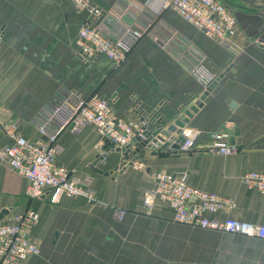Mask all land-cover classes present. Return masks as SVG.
<instances>
[{"label":"crops","instance_id":"crops-1","mask_svg":"<svg viewBox=\"0 0 264 264\" xmlns=\"http://www.w3.org/2000/svg\"><path fill=\"white\" fill-rule=\"evenodd\" d=\"M132 1L146 4L133 7L131 28L141 30L142 37L116 65L104 56L83 60L78 55L79 31L94 19L71 0H0V121L17 124L28 140L40 139L34 123L38 113L66 92L98 93L119 117L167 128L222 75L187 125L199 132L191 153L144 147L132 156L131 167H119L121 152L108 153L94 167L100 140L96 127L65 131L57 161L74 175L93 177V201L28 198V179L0 165V213L32 208L40 216L31 232L39 254L21 264H264L262 238L182 223L159 200L150 210L143 204L151 173L183 171L190 185L236 202L219 219L264 225V194L242 182L248 172H264V9L237 11L239 4L264 0H230L237 37L229 44L207 37L173 10L151 11L150 0ZM92 2L115 16L124 0ZM104 25L124 32L120 24ZM189 45L201 56L206 82L188 65ZM223 131L231 138L238 132L234 144L229 139L236 151L209 152L212 135ZM11 143L0 131V146ZM120 210L125 211L122 219L117 218Z\"/></svg>","mask_w":264,"mask_h":264},{"label":"built area","instance_id":"built-area-1","mask_svg":"<svg viewBox=\"0 0 264 264\" xmlns=\"http://www.w3.org/2000/svg\"><path fill=\"white\" fill-rule=\"evenodd\" d=\"M79 10L89 12L94 21L82 26L78 34V55L83 60L104 56L116 65L122 63L134 44L142 37V31H110L104 24H117L115 16L105 13L92 0H71ZM156 11L173 10L186 22L209 38L230 43L236 36L237 20L228 0H150ZM114 19V20H113ZM187 58L193 74L206 82V72L199 52L191 47ZM206 84V83H205ZM127 121L119 117L109 101L98 93L81 96L77 92H66L49 100L34 119L40 135L36 141L28 140L17 124L4 125L0 131L8 135L12 143L0 146V161L5 162L18 174L28 179L27 196L32 199L47 197L57 202L64 197L84 196L94 200L89 180H81L57 161L58 140L65 131L78 134L84 127L93 124L100 136L97 144L99 156L107 149L131 146V142L142 136L147 123ZM183 140L171 153L188 154L197 149L198 132L184 128ZM232 134L226 131L214 133L209 152L228 155L236 151L230 144ZM123 155V154H122ZM106 157L102 159V162ZM101 162V161H100ZM125 167V164L120 166ZM145 170L144 164L139 166ZM152 182L144 194V206L151 209L154 200L167 203L174 211L176 220L201 228L234 233L264 239V225H255L231 217L219 219L218 214L234 209L236 202L216 193L203 191L189 184L183 171L162 174L151 173ZM243 184L264 194V172H248L242 177ZM125 211L117 212L122 219ZM39 214L32 208L25 212L8 211L0 216V264H21L31 256L39 254V246L32 240L31 232L39 221Z\"/></svg>","mask_w":264,"mask_h":264},{"label":"water","instance_id":"water-1","mask_svg":"<svg viewBox=\"0 0 264 264\" xmlns=\"http://www.w3.org/2000/svg\"><path fill=\"white\" fill-rule=\"evenodd\" d=\"M229 70H227L228 72ZM222 77V75L215 80V82L207 89L205 94L199 98L193 106L190 107V109L185 110L183 114H181L177 120L168 126L167 128H151V126L146 125L144 128V132L142 136L136 137L132 142L131 146L129 147H123V148H115V149H107V153L104 156L97 157V160L94 162L93 166L97 167L99 165L100 161L104 157H107V154L110 152H121L123 154V164L125 166L129 167L133 164L131 161V158L135 153L141 152V149L151 148L155 150L156 152L160 153L162 151H168L167 149L170 147L173 150H176L179 148V144L183 140V137L181 135L182 131L186 126L190 123L191 119L194 118L195 114L199 111L201 107H203L204 99L209 94L210 90L217 84L219 79ZM238 134V132H235V135L231 138V143H235V136ZM133 147H137L136 150H133ZM170 151V150H169ZM171 153V152H168ZM120 167V166H119ZM116 168V170L119 169ZM122 169V168H121ZM99 171H103L102 169H99ZM113 171L106 173V175L112 174ZM7 211H2L0 213V216H2Z\"/></svg>","mask_w":264,"mask_h":264},{"label":"rangeland","instance_id":"rangeland-1","mask_svg":"<svg viewBox=\"0 0 264 264\" xmlns=\"http://www.w3.org/2000/svg\"><path fill=\"white\" fill-rule=\"evenodd\" d=\"M228 1H230V0H228ZM232 2V1H231ZM233 3V2H232ZM239 4V3H238ZM123 6V7H122ZM136 6H146V4H142V3H137L136 1H132V0H124V2H123V4L121 5V9L119 8L118 9V12L115 14V17L116 18H118L117 19V23H119L122 27V29L124 30V31H127V30H129V29H133V28H131V27H133L132 26V24H133V20H135L134 19V17H133V7L134 8H136ZM239 6H240V8L237 10V8H236V10L239 12V10H243L244 9V7H246L245 9H251V10H253V11H255V12H258V11H261V10H263L264 9V4H249V3H244V4H239ZM118 7V6H117ZM235 7H237V5H235L234 6V8ZM150 8V7H149ZM150 10L151 11H154L155 9L153 8V7H151L150 8ZM236 18V17H235ZM114 20V19H113ZM236 20H237V18H236ZM150 25V27L151 28H153V26L151 25V24H149ZM188 26L189 27H192L190 24H188ZM111 31V30H110ZM241 36V35H240ZM239 36V37H240ZM237 37V36H236ZM175 40V39H174ZM172 41V40H171ZM172 42H174V41H172ZM190 46V45H189ZM191 47H192V45L189 47V49H191ZM1 122V121H0ZM2 124H4V125H9V124H6V123H3V122H1ZM186 128H188V126H186ZM198 132V131H197ZM215 133H218V132H215ZM198 136H199V132H198V135H197V138H198ZM196 138V139H197ZM5 146V145H4ZM60 154V153H59ZM59 154H58V158H59ZM132 162H133V164H134V161L133 160H131ZM2 164H6L5 162H3V161H0V165H2ZM132 164V165H133ZM7 165V164H6ZM131 165V166H132ZM8 166V165H7ZM131 166H129V167H131ZM9 168H10V166H8ZM12 169V168H11ZM13 170V169H12ZM14 171V170H13ZM74 173V172H73ZM80 176H82V177H80ZM80 176H78L77 174H75V177H77V178H79V179H81V180H89V182H90V184H89V186L92 188V187H94V184H93V177L92 176H90V175H87V174H80ZM192 186V185H191ZM194 187V186H193ZM28 189V188H27ZM92 192H93V196L95 197V194H94V190H93V188H92ZM26 195H27V191H26ZM28 197V196H27ZM82 197H84V196H82ZM29 198V197H28ZM32 199V198H31ZM144 201V200H143ZM157 202V200H154V203H153V206L151 207V209L155 206V203ZM144 204V203H143ZM150 210V209H149Z\"/></svg>","mask_w":264,"mask_h":264}]
</instances>
